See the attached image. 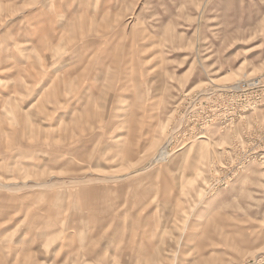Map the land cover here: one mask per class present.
<instances>
[{
    "label": "rangeland",
    "instance_id": "1",
    "mask_svg": "<svg viewBox=\"0 0 264 264\" xmlns=\"http://www.w3.org/2000/svg\"><path fill=\"white\" fill-rule=\"evenodd\" d=\"M0 264H264V0H0Z\"/></svg>",
    "mask_w": 264,
    "mask_h": 264
},
{
    "label": "bare ground",
    "instance_id": "2",
    "mask_svg": "<svg viewBox=\"0 0 264 264\" xmlns=\"http://www.w3.org/2000/svg\"><path fill=\"white\" fill-rule=\"evenodd\" d=\"M81 61V60H80Z\"/></svg>",
    "mask_w": 264,
    "mask_h": 264
}]
</instances>
